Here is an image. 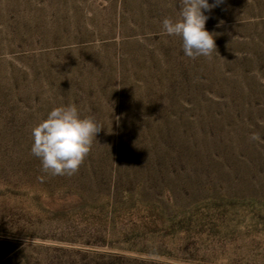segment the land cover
I'll return each instance as SVG.
<instances>
[{
	"label": "rangeland",
	"instance_id": "374dc122",
	"mask_svg": "<svg viewBox=\"0 0 264 264\" xmlns=\"http://www.w3.org/2000/svg\"><path fill=\"white\" fill-rule=\"evenodd\" d=\"M181 7L0 0V264H264V0L205 11L196 59ZM70 104L102 129L52 176L31 130Z\"/></svg>",
	"mask_w": 264,
	"mask_h": 264
},
{
	"label": "clouds",
	"instance_id": "9594fccd",
	"mask_svg": "<svg viewBox=\"0 0 264 264\" xmlns=\"http://www.w3.org/2000/svg\"><path fill=\"white\" fill-rule=\"evenodd\" d=\"M221 2L181 0L179 18L162 21L163 34L181 37L183 52L189 58L210 57L217 50L214 34L205 28L209 17L204 12L211 11ZM101 129L93 117L82 116L75 104L54 107L32 128L31 153L41 160L44 173L74 175L89 155ZM250 140L260 141L259 134L253 132Z\"/></svg>",
	"mask_w": 264,
	"mask_h": 264
},
{
	"label": "trees",
	"instance_id": "16d2710c",
	"mask_svg": "<svg viewBox=\"0 0 264 264\" xmlns=\"http://www.w3.org/2000/svg\"><path fill=\"white\" fill-rule=\"evenodd\" d=\"M117 258H120V257H117ZM122 258H120L119 260H121ZM140 264H157V263H154V262H147V261H143V262H140Z\"/></svg>",
	"mask_w": 264,
	"mask_h": 264
}]
</instances>
